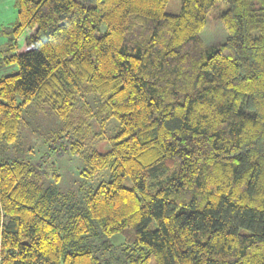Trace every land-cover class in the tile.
<instances>
[{"label": "trees", "instance_id": "16d2710c", "mask_svg": "<svg viewBox=\"0 0 264 264\" xmlns=\"http://www.w3.org/2000/svg\"><path fill=\"white\" fill-rule=\"evenodd\" d=\"M219 1L227 36L205 45ZM15 2L0 151L47 107L65 152L89 148L79 175L109 179L75 203L43 186L46 157L0 158V264H111L116 234L123 264H264V0Z\"/></svg>", "mask_w": 264, "mask_h": 264}, {"label": "rangeland", "instance_id": "374dc122", "mask_svg": "<svg viewBox=\"0 0 264 264\" xmlns=\"http://www.w3.org/2000/svg\"><path fill=\"white\" fill-rule=\"evenodd\" d=\"M180 5L181 0H168L165 10L169 13H178ZM226 7L224 1H219L208 15L206 25L200 32V37L205 45L225 40L226 30L215 15ZM16 19L15 0H0V78L17 70L15 64L7 65L3 62V57L10 53L7 48L11 42V34L8 32L12 30ZM85 101L93 108H96L98 104V98L94 95L87 96ZM24 117L25 124L21 129L20 145L15 148L3 146L0 158H16L37 163L46 157L45 160L51 161L52 164L45 163L47 165L44 166L45 174L41 175L43 186L50 187L60 193L73 191L75 203H81L84 195L89 190H94L100 181L109 179L108 170L101 171L92 180H86L79 175L80 170L86 165L89 148H86L81 155H74L63 150L65 144L69 143V137L65 136V131L62 130L63 123L52 110L47 107L36 108L31 105L26 108ZM117 124L116 120H110L107 127L108 136L114 134ZM56 135L59 137L57 138ZM107 146L106 140L94 145L100 152L106 151ZM52 174L58 175V178L56 179ZM88 240L91 245L100 248L102 241L100 237H90ZM123 241V237L119 234L110 237L112 248L104 254V257L109 258L111 264H123L120 253Z\"/></svg>", "mask_w": 264, "mask_h": 264}]
</instances>
